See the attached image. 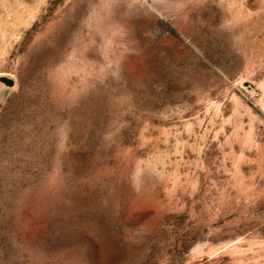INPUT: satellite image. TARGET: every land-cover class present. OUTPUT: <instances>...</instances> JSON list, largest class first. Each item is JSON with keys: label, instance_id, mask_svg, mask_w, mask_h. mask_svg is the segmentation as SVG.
<instances>
[{"label": "rangeland", "instance_id": "1", "mask_svg": "<svg viewBox=\"0 0 264 264\" xmlns=\"http://www.w3.org/2000/svg\"><path fill=\"white\" fill-rule=\"evenodd\" d=\"M0 264H264V0H0Z\"/></svg>", "mask_w": 264, "mask_h": 264}, {"label": "water", "instance_id": "2", "mask_svg": "<svg viewBox=\"0 0 264 264\" xmlns=\"http://www.w3.org/2000/svg\"><path fill=\"white\" fill-rule=\"evenodd\" d=\"M1 80H2L7 86H12V85L14 84L13 81H12V79L7 78V77H3Z\"/></svg>", "mask_w": 264, "mask_h": 264}]
</instances>
